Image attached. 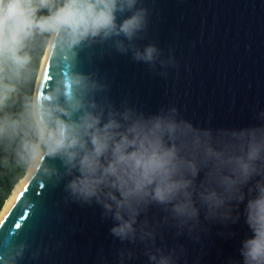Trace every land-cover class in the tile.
I'll use <instances>...</instances> for the list:
<instances>
[{"label": "clouds", "instance_id": "clouds-1", "mask_svg": "<svg viewBox=\"0 0 264 264\" xmlns=\"http://www.w3.org/2000/svg\"><path fill=\"white\" fill-rule=\"evenodd\" d=\"M148 25L143 0H0V144L40 179L63 181L71 201L98 205L110 234L143 244L148 264H180L185 253L157 244L162 227L199 242L209 224L241 216L251 234L238 264H264V126L214 130L175 107H117L107 83L78 71L81 51L109 43L151 69L175 67L155 43L137 44ZM44 50L56 75L41 98L34 81ZM153 208L157 224L142 219ZM27 249L0 248V264H19Z\"/></svg>", "mask_w": 264, "mask_h": 264}, {"label": "water", "instance_id": "water-1", "mask_svg": "<svg viewBox=\"0 0 264 264\" xmlns=\"http://www.w3.org/2000/svg\"><path fill=\"white\" fill-rule=\"evenodd\" d=\"M143 3L149 25L137 44L155 43L162 58L171 53L176 66L157 63L151 69L109 43L81 51L78 71L96 73L107 83L106 95L117 107L127 103L146 114L175 107L193 125L214 130L264 126L259 115L264 112V0ZM55 75L48 57L38 85L41 98ZM161 216L153 208L142 219L157 224ZM112 223L98 205L68 199L63 181L46 182L32 171L0 223V248L25 241L28 249L19 264H148L144 245L121 243L110 234ZM161 231L163 241L158 238L157 244L184 245L180 264H238L241 241L251 234L243 216L227 227L209 224L199 242L176 238L166 227Z\"/></svg>", "mask_w": 264, "mask_h": 264}, {"label": "trees", "instance_id": "trees-1", "mask_svg": "<svg viewBox=\"0 0 264 264\" xmlns=\"http://www.w3.org/2000/svg\"><path fill=\"white\" fill-rule=\"evenodd\" d=\"M45 51L46 50H44L42 55L38 53L39 71ZM39 71L35 76L34 87ZM27 171L28 169L16 163L11 149L4 144H0V213L7 200L12 195L15 186L26 176Z\"/></svg>", "mask_w": 264, "mask_h": 264}, {"label": "bare ground", "instance_id": "bare-ground-1", "mask_svg": "<svg viewBox=\"0 0 264 264\" xmlns=\"http://www.w3.org/2000/svg\"><path fill=\"white\" fill-rule=\"evenodd\" d=\"M48 53L47 50L45 51V54L42 58V62H41V67H40V71H39V75H38V80H37V84H36V92L38 91V85L42 76V73L44 71V68L46 66L47 60H48ZM32 173L31 169H28L27 174L24 178H22L17 185L15 186L12 195L10 196V198L7 200L6 204L4 205L1 213H0V223L2 221V219L6 216V214L8 213L10 207L12 206V204L14 203L15 199L17 198L19 192L21 191V189L23 188V186L26 184L30 174Z\"/></svg>", "mask_w": 264, "mask_h": 264}, {"label": "rangeland", "instance_id": "rangeland-1", "mask_svg": "<svg viewBox=\"0 0 264 264\" xmlns=\"http://www.w3.org/2000/svg\"><path fill=\"white\" fill-rule=\"evenodd\" d=\"M38 75H39V74H38ZM37 80H38V77H37ZM37 80H36V83H35V89H36Z\"/></svg>", "mask_w": 264, "mask_h": 264}, {"label": "snow or ice", "instance_id": "snow-or-ice-1", "mask_svg": "<svg viewBox=\"0 0 264 264\" xmlns=\"http://www.w3.org/2000/svg\"><path fill=\"white\" fill-rule=\"evenodd\" d=\"M19 227V225H17Z\"/></svg>", "mask_w": 264, "mask_h": 264}]
</instances>
